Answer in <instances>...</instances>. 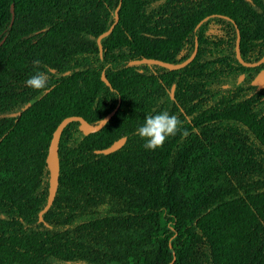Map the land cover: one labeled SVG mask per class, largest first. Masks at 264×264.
I'll return each mask as SVG.
<instances>
[{
	"label": "trees",
	"instance_id": "trees-1",
	"mask_svg": "<svg viewBox=\"0 0 264 264\" xmlns=\"http://www.w3.org/2000/svg\"><path fill=\"white\" fill-rule=\"evenodd\" d=\"M213 21L223 41L204 35ZM237 36L240 60L256 62L264 0H0V264H264L263 64L238 62ZM194 42L180 69L131 64L180 63ZM36 71L46 90L25 86ZM114 108L97 132L63 128L38 217L55 127ZM164 110L180 130L147 151L134 131Z\"/></svg>",
	"mask_w": 264,
	"mask_h": 264
},
{
	"label": "water",
	"instance_id": "water-1",
	"mask_svg": "<svg viewBox=\"0 0 264 264\" xmlns=\"http://www.w3.org/2000/svg\"><path fill=\"white\" fill-rule=\"evenodd\" d=\"M116 12H117V9H115V11H114V20L115 21L117 19V13ZM10 15H11V20H12V16H13L12 15V6H10ZM112 26L113 25H111L107 29V31L98 35L96 40H95L99 56L101 54V48H100V44H99L100 40L109 34V32L112 29ZM195 52H196V42H194V47H193L192 53L183 62H180L177 64H171V63H165V62H161V61L153 60V59H140V60L132 61L131 64H134V65H140V64L157 65V66L166 68L168 70H177V69H180V68L184 67L185 65H187L193 59ZM235 57L238 60V62L243 67H246V68H254V67H257V66L264 63V53L256 62H253V63H245V62L240 60L239 55H238V36L236 38V43H235ZM242 77L243 76L241 75L239 77V80L242 79ZM100 80L105 85L108 86V83L102 74L100 75ZM172 90H173V87H171V89H170V94L172 93ZM31 104H32V102H29L26 104V106H29ZM115 111H116V108H114L111 112H109L106 116H104L96 125H90V124L86 123L80 117L71 116V117H66V118L62 119L58 123V125L55 127L54 131L51 134V138L49 140L47 152H46V156H45V165H46V169L48 172L47 199H46L45 206L38 213V217H40L42 212H44L48 209V207L50 206V204L53 200L54 193L56 190L57 176H58L57 146H58V140H59V137H60V134H61L63 128L70 122H77L78 123V127H77L78 131L81 132L83 135L94 133V132L99 131L104 126V124H102L101 121H105V120L108 121L111 118V116L114 114ZM124 142H125V138H120L117 141H114L109 147L102 149V150H97V151H95V153H101V154L107 155L109 153H112V152L118 150L124 144Z\"/></svg>",
	"mask_w": 264,
	"mask_h": 264
},
{
	"label": "clouds",
	"instance_id": "clouds-1",
	"mask_svg": "<svg viewBox=\"0 0 264 264\" xmlns=\"http://www.w3.org/2000/svg\"><path fill=\"white\" fill-rule=\"evenodd\" d=\"M25 86L37 92L46 90L48 76L45 72L36 71L25 80ZM101 123L106 124L107 121H101ZM180 127L181 121L179 118L164 110L146 115L143 122L135 129L134 135L143 141L141 145L143 149L155 151L162 147L168 138L174 137Z\"/></svg>",
	"mask_w": 264,
	"mask_h": 264
},
{
	"label": "rangeland",
	"instance_id": "rangeland-1",
	"mask_svg": "<svg viewBox=\"0 0 264 264\" xmlns=\"http://www.w3.org/2000/svg\"><path fill=\"white\" fill-rule=\"evenodd\" d=\"M224 28L225 25L223 23L217 21L209 22L204 31V35L212 41H223L225 39ZM187 49L188 45L184 46L183 51L181 53H184ZM252 75L254 76L253 84L257 87H264V63L255 72H252Z\"/></svg>",
	"mask_w": 264,
	"mask_h": 264
},
{
	"label": "flooded vegetation",
	"instance_id": "flooded-vegetation-1",
	"mask_svg": "<svg viewBox=\"0 0 264 264\" xmlns=\"http://www.w3.org/2000/svg\"><path fill=\"white\" fill-rule=\"evenodd\" d=\"M186 46V45H185ZM194 47V46H193ZM183 51V47L177 52V54H176V56H175V61H178V60H181L182 58H188V57H186V55H187V50L184 52V53H181ZM192 53V52H191ZM190 53V54H191ZM185 59V60H186ZM183 62V61H182ZM262 65V64H261Z\"/></svg>",
	"mask_w": 264,
	"mask_h": 264
}]
</instances>
